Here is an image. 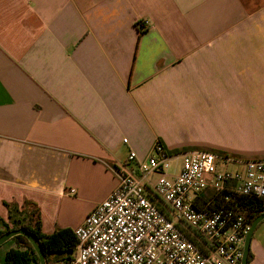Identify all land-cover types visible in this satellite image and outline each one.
I'll list each match as a JSON object with an SVG mask.
<instances>
[{
	"label": "crops",
	"instance_id": "1",
	"mask_svg": "<svg viewBox=\"0 0 264 264\" xmlns=\"http://www.w3.org/2000/svg\"><path fill=\"white\" fill-rule=\"evenodd\" d=\"M157 140L264 157V0H0L3 219L30 200L73 230ZM249 250L264 264V218Z\"/></svg>",
	"mask_w": 264,
	"mask_h": 264
},
{
	"label": "built area",
	"instance_id": "2",
	"mask_svg": "<svg viewBox=\"0 0 264 264\" xmlns=\"http://www.w3.org/2000/svg\"><path fill=\"white\" fill-rule=\"evenodd\" d=\"M126 161L113 169L117 185L73 229L72 257L50 264H240L248 215L264 211V157L169 153L155 141L147 156L129 151Z\"/></svg>",
	"mask_w": 264,
	"mask_h": 264
},
{
	"label": "trees",
	"instance_id": "3",
	"mask_svg": "<svg viewBox=\"0 0 264 264\" xmlns=\"http://www.w3.org/2000/svg\"><path fill=\"white\" fill-rule=\"evenodd\" d=\"M157 142L160 143L159 140ZM181 151L175 149L169 151V153H179ZM243 201L254 206L257 204L255 198H243ZM2 203L7 211V219L5 220L0 216V236L14 229H26L42 248L46 264L72 257L77 246V239L71 228H56L50 234L43 233L40 228V212L36 203L30 200H24L21 205L7 201ZM219 204L218 201L214 205L217 207ZM261 213L262 211L259 209L252 210L248 215V222L251 224ZM7 241H12L14 246L6 251L3 264H40L36 251L26 236L17 234ZM251 258L252 255L249 250L247 264L250 263Z\"/></svg>",
	"mask_w": 264,
	"mask_h": 264
},
{
	"label": "water",
	"instance_id": "4",
	"mask_svg": "<svg viewBox=\"0 0 264 264\" xmlns=\"http://www.w3.org/2000/svg\"><path fill=\"white\" fill-rule=\"evenodd\" d=\"M264 218V212H262L259 216H257L252 223L250 224V229L248 230L245 238H244V243H243V252H242V257L240 264H247V255L249 251V245H250V240L252 236V232L256 225ZM21 234L26 236V238L29 240L31 245L33 246L34 250L36 251V254L39 258V263L40 264H46L45 259H44V253L42 251V248L39 246L33 235L27 231L26 229H14L11 231H8L4 233L3 235L0 236V245L7 241L9 238L13 237L14 235Z\"/></svg>",
	"mask_w": 264,
	"mask_h": 264
}]
</instances>
